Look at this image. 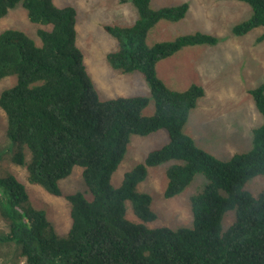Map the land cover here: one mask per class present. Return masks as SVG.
Here are the masks:
<instances>
[{"label": "trees", "instance_id": "obj_1", "mask_svg": "<svg viewBox=\"0 0 264 264\" xmlns=\"http://www.w3.org/2000/svg\"><path fill=\"white\" fill-rule=\"evenodd\" d=\"M133 1L140 14L133 26H106L117 40L107 57L116 69L144 75L155 103L152 115L144 114L151 98L143 94L101 99L77 45L74 7H58L53 0H0V19L21 4L31 22L44 26L37 31L41 45L21 30L0 34V80L17 77L15 85L0 93L7 137L17 146L10 160L26 168L31 183L55 196L62 195L59 182L75 166L83 168L86 185V192L66 196L71 227L60 235L15 175L1 178L0 227L6 229L0 240L16 242L26 264H264V189L257 195L246 189L250 180L264 175V122L254 131L248 152L222 160L199 147L184 126L204 88L171 89L159 77L157 64L185 47L218 40L197 32L149 45L150 29L162 20L183 19L189 5L152 9L151 0ZM239 1L251 6L252 15L233 33L243 36L264 26V0ZM251 94L264 117V85ZM160 129L168 131V143L150 151L115 187L113 173L130 136ZM172 160L166 197L181 193L199 173L208 182L191 198V227L151 228L145 222L157 217L152 199L137 186L148 167ZM127 201L140 221L127 218ZM229 211L235 220L225 229Z\"/></svg>", "mask_w": 264, "mask_h": 264}, {"label": "rangeland", "instance_id": "obj_2", "mask_svg": "<svg viewBox=\"0 0 264 264\" xmlns=\"http://www.w3.org/2000/svg\"><path fill=\"white\" fill-rule=\"evenodd\" d=\"M58 7L72 6L77 11V45L82 50L87 73L99 92L101 99L143 94L151 98L145 115H152L155 103L151 87L141 72L126 73L114 68L108 53L115 50L117 40L106 26L130 27L140 19L133 0H53ZM187 3L189 11L179 21L162 20L150 29L147 44L172 41L183 35L197 32L210 34L218 40L214 45L203 44L185 47L174 56L157 64V73L168 87L186 90L192 84L204 88L192 109L184 132L199 147L227 160L237 153L250 151L254 146V131L264 117L257 108L252 89L264 85V26H259L243 36L233 33V28L252 15L251 6L239 0H151L152 9ZM41 24L30 21L27 10L19 4L7 16L0 19V34L7 29L24 31L39 45L37 31ZM17 83L16 76L0 80V93ZM169 141L166 129L149 135H131L125 156L113 173L112 184L119 187L124 175L145 161L152 150L163 147ZM16 144L7 137V116L0 107V179L15 175L26 187L31 203L43 209L60 235L71 227V204L66 196L78 191L86 192L83 168L75 166L71 175L59 182L62 195L51 194L44 186L28 180L26 168L12 163L10 157ZM30 155H27V159ZM175 160L148 167V175L138 184L140 193L150 195L155 220L145 222L151 228L191 227L193 213L191 198L201 192L208 182L202 173L174 197H166L167 169ZM246 189L257 195L264 189V175L250 180ZM4 193L0 185V195ZM90 197V194L87 195ZM127 218L140 221L134 214L132 203L127 201ZM235 220V212L229 211L223 219L224 228ZM0 227V238L5 234ZM20 246L10 240H0V264H26L20 257Z\"/></svg>", "mask_w": 264, "mask_h": 264}, {"label": "crops", "instance_id": "obj_3", "mask_svg": "<svg viewBox=\"0 0 264 264\" xmlns=\"http://www.w3.org/2000/svg\"><path fill=\"white\" fill-rule=\"evenodd\" d=\"M193 47H195V46H193ZM174 56V55H173ZM170 58V57H169ZM136 95V94H135Z\"/></svg>", "mask_w": 264, "mask_h": 264}]
</instances>
